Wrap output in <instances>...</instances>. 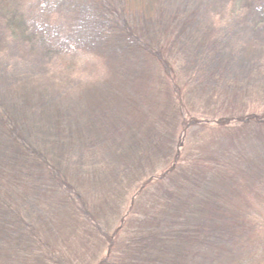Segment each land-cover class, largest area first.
Instances as JSON below:
<instances>
[{
	"label": "trees",
	"instance_id": "16d2710c",
	"mask_svg": "<svg viewBox=\"0 0 264 264\" xmlns=\"http://www.w3.org/2000/svg\"><path fill=\"white\" fill-rule=\"evenodd\" d=\"M97 2L94 3H97L98 9L105 12L107 10L108 13L95 19L104 24L106 22V25L113 24L111 30L124 33V40L126 35L128 38L135 36L131 24H127L130 17H136L143 25L155 23L161 27L166 16L162 6L167 0H117L114 4L112 1L111 6L105 2V5ZM82 7L84 6H79L78 9ZM108 16L112 21L108 20ZM102 17H106V21ZM171 17L174 18L172 23L178 31L188 36L191 41L184 47L194 54L192 60L196 61L194 72L197 75H208L210 68L207 65L217 60L219 85L225 95L236 90L245 95L251 90L250 87H254L256 75L264 73V60L259 63L264 59V39L260 35L257 39L250 38L248 46L241 44L240 47L231 49V61L223 64L221 59L225 47L219 38L222 34L217 31L220 27L218 22H212L211 26L204 28L202 35L201 19L197 15L184 18L175 11ZM254 27L249 29L264 34V25L260 29L257 25ZM47 29L46 26L32 24L27 36L21 35L22 46L27 48V45L35 44V50L49 59V54L56 44L65 47L63 54L68 52L67 48H76L71 46V41L68 40H63L61 44L52 42V35ZM97 29L99 31L89 27L86 31H92L89 34L91 39L99 44L98 47H101L102 43L113 41L115 33H109V28L103 31ZM234 36L236 34L232 33L228 37L233 39ZM136 39L135 44H138L140 40L138 37ZM107 47L109 50L113 49ZM134 47L138 49L136 45ZM146 48L143 50L139 46L143 53L148 49ZM107 57L108 51L102 58ZM153 57L162 70L161 81H172L170 73L173 71L169 70L167 62L162 60L163 52L159 51ZM49 59L44 60L45 66L55 64ZM57 62H61V59ZM244 62L256 73L252 71L246 75L241 84L238 82V76L232 75L231 70L237 66L241 73ZM116 67L118 69H110L111 80L116 84L121 79V83L127 85L125 94H129L131 84L137 81V78L126 68ZM120 71L124 74L119 79ZM225 76L229 78L227 83L223 82ZM243 85L247 88H239ZM225 86L230 88V92ZM113 87L116 89V86ZM110 88L112 87H108V92L112 96L115 92L109 91ZM148 89L151 90V86ZM104 90L106 86L100 89ZM133 98L135 96L130 98L132 100L127 102L128 106L124 109L109 100H103L95 112H88L77 119L78 130L68 131L63 139L65 141L60 143L61 147H57L59 151L60 148L62 150V158H59L65 162L67 156L71 155L70 149H77L75 160H71L68 165L78 168L86 180L76 189L71 188L63 179L59 168L45 163L42 153L29 150L25 139L16 133L12 121L6 116L1 117L0 114V124L2 123L13 141L12 146L6 148L15 154L19 153L20 157L22 155V163L27 162L26 151L36 157L35 162L29 161L38 166L36 173L32 174L30 186L35 184V179L44 180L43 185L37 184L42 190L35 195L29 188H26L24 193L14 194L21 205L17 204L11 208L7 200H10V197L0 200L2 257L10 258L11 264H77L79 258L71 254L72 244L77 241L80 246L89 245L83 236L94 235L104 248L92 264H264V215L261 218L250 210L251 199L247 198L246 194L251 193L244 189V183L241 182L252 181L260 175L264 178V113L242 115L244 117L239 118H233L232 115L219 117L224 120L215 121L213 126L208 125V120L193 121L180 98H175L174 104L172 103L169 111H166V119L158 118V121H152L150 125L145 126V130L140 131L139 127L143 126L137 122L135 124L132 121L133 115L130 114V108L133 109L137 105ZM89 99L87 95V103H90ZM50 103L58 107L57 111L61 110L58 112L61 118L65 100L59 99L57 104L51 101ZM50 103L42 101L37 107L44 108ZM109 105L113 109L108 108ZM144 109L145 106L140 107L141 112H144ZM198 122V135L212 133V144H215L212 147V151L215 149L211 153L212 159L187 158V151L183 156L188 127ZM247 147L254 152L252 157ZM0 148H3L2 145ZM79 155L81 157H78ZM157 159L164 162L161 163V168L155 169L154 172L153 165ZM97 161H100L101 165ZM26 166L27 164H23V167ZM20 179L23 180L22 177ZM52 181L55 185L50 188ZM96 185L115 189V195L118 194V189L121 192L123 189L128 191L130 196L127 208L124 207L119 212L115 202L110 212L102 210L97 205L99 203ZM45 189L49 190L46 194ZM56 191L60 196L59 204L70 208L60 210L54 207ZM123 195L126 200L128 195L125 191ZM114 199L115 197L113 201ZM61 213H64L63 222L59 224L61 232L76 239H73L72 243L61 236L57 243L50 244L52 242L48 239L41 238V231L44 235L51 232L54 220H58ZM115 217L118 225L105 228L104 222ZM22 231L26 233L22 234ZM17 240L18 245L12 246ZM6 262L5 259L3 264Z\"/></svg>",
	"mask_w": 264,
	"mask_h": 264
},
{
	"label": "rangeland",
	"instance_id": "374dc122",
	"mask_svg": "<svg viewBox=\"0 0 264 264\" xmlns=\"http://www.w3.org/2000/svg\"><path fill=\"white\" fill-rule=\"evenodd\" d=\"M89 1L0 0L1 117L6 116L12 121V125L16 127V133L25 139L29 150L33 149L42 153L47 165L53 164V166L59 168L64 176L63 179L71 185V188L80 187V184H83L86 180L80 174L78 168L68 165L71 160H75L77 149L74 148V151L70 149L73 158H71V155L67 156L65 162L64 159H60L62 158L60 157L61 148L59 151L57 147H61L60 143L65 141L63 139L68 131L78 130L76 128L77 119L82 118L83 114L88 112H95L97 106L101 105L103 100H109V102L120 105L122 106L121 109H124L128 106L127 102L132 100L130 98L135 96L133 99L137 105L133 109L130 108V114L133 115L132 121L135 124L137 122L143 126L139 127L140 131L145 130V126L150 125L152 121H158V118L166 119V111H169L172 103L174 104L175 98H180L184 109L193 121L208 120V125L213 126H215V121L224 120L219 117L232 115L233 118H239L244 117L242 115L264 113V73L256 75L257 80L254 87H250L251 90H248L245 95L240 94L239 90L233 91L234 93L230 92L228 85L225 86V89L230 94L225 95L219 85L220 73L217 69V60L207 65L210 68L207 71L209 72L208 75H197L194 72L196 61L192 60L194 54L184 47L190 44L191 41L188 40V36L182 35L178 31L172 23L174 18L171 17L175 11H178L180 16L184 18L189 15L190 17L197 15L201 19L200 28L202 33H200L202 35H204V28L211 26L212 22H218L220 27L217 31L224 36H219V38L221 44L225 47L221 60L224 62L223 64H228L227 61H231V55L233 54L231 49L240 47L241 44H247L248 46V42L252 37L257 39L260 35L264 39V34L258 30L251 31L249 29V27L252 29L254 25H257L260 29L264 25V0H167L163 5L164 7L162 6L166 16L161 27L158 24L155 25V23L143 25L136 17H130L127 20V24H131V30L140 40L138 44H135V41L137 42L135 36L132 35L131 38H128L126 35L124 40V33L117 32L115 29L114 31L111 30L114 27L113 24L106 25V22L104 24L95 19L108 13L107 10L106 13L104 10L98 9L97 1L103 5L106 3L111 6L112 1L114 4L117 3V0ZM82 5L84 7L79 10V6ZM102 18L106 21V17ZM108 20L112 21L109 16ZM32 24L46 26L48 32L52 35V42L61 44L63 40H68L71 41L70 45L76 46V48H67L68 52L63 54V48L65 47L56 44L57 46L55 45V48L49 54L50 59L44 57L43 53L36 51L35 44L27 45L28 47L24 48L21 37L27 36ZM89 27L97 31H99L97 28L102 31L109 28V33H115L112 38L113 41L102 43L101 47H98L99 44L91 39L90 34L92 31H86V28ZM217 27L215 28L217 29ZM23 33L25 34L23 35ZM232 33L236 34L233 39L228 37ZM107 46L113 47V49L109 50ZM139 46L143 50L146 46L148 49L146 48L147 50L143 53L139 50ZM106 51H108L109 57L102 58ZM159 51L163 52L162 60L167 62L169 70L173 71V73H170L173 80L168 83L165 80L161 81L163 73L153 57ZM48 59L55 64L45 66L44 60ZM58 59H61V62H57ZM52 60H55V62ZM263 60L262 58L259 63L261 64ZM115 65L133 72L137 78V81L131 84L129 94H125L127 85L121 83L120 77L124 74L122 71L119 75L120 82H116V84L114 82L113 84L111 80L110 69H118ZM239 71L237 66L231 70L232 75L238 76V82L240 81L241 84L246 75L252 71L256 73L245 62L241 68V73ZM194 80L197 82L195 83ZM228 81V76H225L223 82L227 83ZM18 82L19 88H17ZM112 85L116 86L117 90ZM103 86H106V90L100 91ZM149 86H151V90L148 89ZM108 87H112L109 91L115 92V94L111 96ZM240 87L242 89L247 88L246 85ZM173 90L175 92L177 90L178 93H172ZM87 95H89L90 103L86 101ZM128 95L130 96L129 99ZM59 99L65 100L61 118L58 114L61 110L57 111L56 108L58 107L50 103L51 101L57 104ZM42 101H49V106L37 107V104ZM143 106H145V109L144 112H141L140 107ZM108 108L113 109L111 105ZM198 124L199 122L188 127L187 143L183 156L187 151V158L212 159L211 153L215 151V149L212 151V147L215 145L212 144V133H210L211 135L209 133L198 135L200 131ZM11 144H13V141L1 123L0 145L3 148H0V152L7 149V146H12ZM217 147H219L218 144ZM246 149L252 157L254 152L248 147ZM6 151L0 154V200L10 197V200L7 199L8 203L11 208H14L17 204L21 205L14 194L24 193L26 188H29L35 195V193L42 190L39 189L37 184L43 185L44 180L42 178L40 180L35 179V184L30 186L32 185L29 183L33 178L32 174L36 173L38 166L36 163L29 161L33 160L35 162V156L26 151L28 158L25 161L27 162L22 163L21 154L20 157L19 153L15 154L10 149ZM99 162L98 164L101 165ZM155 162L153 165L154 172L155 169L159 170L161 168V163L164 160L159 162L157 159ZM23 164H27L26 168L23 167ZM21 177L24 181L20 179ZM241 182L244 183V189L251 193V195L246 194V197L251 199L250 210L262 218V215H264L263 175L257 176L252 181ZM54 185L52 181L49 187L52 188ZM96 189L98 193L97 203H99L97 205L102 210L107 213L110 212L115 202L119 212L124 207L127 208L130 196L128 191L123 189L121 192L118 189V194L115 195V189L112 190L108 186L96 185ZM48 191L45 189L44 193L46 194ZM124 191L128 195L126 200L123 195ZM55 194L54 207L60 208V210L70 208L61 206L58 202L59 193L56 191ZM72 207L74 206L72 205ZM61 212L65 213V211ZM64 213L58 216V220L57 218L54 220L51 232L44 235L41 231V238L48 239L49 242H52L50 244L57 243L61 236L62 239L71 242L76 239L71 235L69 237L68 233L61 232L59 224L63 222L62 214ZM117 225L116 217L109 218L108 221L104 222L105 228H113ZM24 233L26 232L22 231V234ZM29 237L32 236L29 235ZM83 238L88 240L89 245L80 246L79 242L74 241V243L72 242L73 250L71 254L79 258V261H76L77 264H92L98 253L103 251V244L94 235L83 236ZM18 242L17 240L12 246L18 245ZM12 253L15 252L12 251ZM12 253L9 254L10 257ZM262 258H264V254ZM5 259L7 260L5 264H9L10 258H4L0 253V264H3Z\"/></svg>",
	"mask_w": 264,
	"mask_h": 264
}]
</instances>
